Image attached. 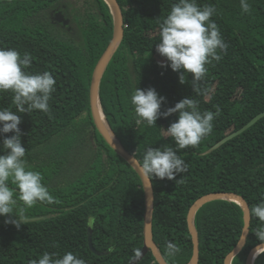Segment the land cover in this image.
<instances>
[{"label":"trees","instance_id":"obj_1","mask_svg":"<svg viewBox=\"0 0 264 264\" xmlns=\"http://www.w3.org/2000/svg\"><path fill=\"white\" fill-rule=\"evenodd\" d=\"M118 2L125 38L105 70L99 98L103 117L123 145L140 162L148 147H175L165 129L178 120V114L160 117L153 126L136 124L131 103L136 86L155 88L166 97L162 112L191 96L199 100L202 112H215L214 106L221 110L211 134L198 146L179 151L189 165L186 173L177 174L175 180L151 177L154 239L169 264H189L194 245L187 217L197 199L212 192H235L250 208L264 200V118L211 150L264 112V0H248L250 14L242 13L240 0H197L201 6L216 7L212 19L228 44L221 60L206 66L201 89L207 92L201 95L194 93L192 74L181 84L170 66H159L166 60L156 50L159 22L175 0ZM114 20L106 0H0V48L30 53L32 63L26 71H49L56 80L51 116L39 110L23 113L19 125L28 166L41 173L54 202L26 208V218L39 220L20 221L19 229L0 216V264H29L44 252L62 256L69 251L86 264H129L133 250L144 246L142 180L101 135L90 104L93 73L113 38ZM0 108L15 111L12 93H0ZM11 135H0V143ZM90 219L94 245L100 252L107 251L105 255L90 248ZM244 224V210L237 202L203 205L195 215L199 264H225ZM260 224L252 216L246 246L232 264H245L249 251L263 243L254 233ZM167 241L176 243L181 252L167 256ZM139 264L159 263L150 251ZM254 264H264V252Z\"/></svg>","mask_w":264,"mask_h":264},{"label":"clouds","instance_id":"obj_2","mask_svg":"<svg viewBox=\"0 0 264 264\" xmlns=\"http://www.w3.org/2000/svg\"><path fill=\"white\" fill-rule=\"evenodd\" d=\"M240 6L242 13L250 14L251 5L248 0H240ZM216 13V7L211 4L201 6L197 0H175L167 16L159 22V43L156 50L166 58L159 66H170L179 74L181 84L187 83L186 76L192 74L191 85L197 95L207 92V89H201V82L208 70L206 66L213 60H221V53H226L228 48L220 28L212 19ZM31 63L30 53L21 55L14 48H0V93H12V103L15 105V111L0 108V135L14 133L10 137L5 136L0 143L3 151L0 154V216L6 217L5 223L12 224L17 229L21 227L20 221L26 222V208H31L38 202H54L42 182L41 173L28 166L25 159L26 148L22 142L23 133L19 127L22 123L20 114L39 110L51 116L50 100L56 90V80L51 72L26 71ZM165 101L166 97L161 96L155 88L140 89L136 86L131 95L137 125L144 122L153 126L160 117L178 114V120L165 129L175 142V147H148L139 163L144 176L175 180L177 174L186 173L189 167L185 159L178 155L179 151L198 146L211 134L213 122L219 117L221 110L219 106H214L215 112H202L199 100L191 96L162 112L161 106ZM9 182L15 188L10 187ZM249 215L261 222L254 233L260 242H264V200L252 206ZM14 216L19 217L20 221L13 219ZM88 223L89 226L92 225L91 219ZM165 251L167 256L174 257L181 252V248L173 241H167ZM142 256V249L135 248L129 264H134ZM29 264H86V261L71 251L62 256L44 252L39 258L31 259Z\"/></svg>","mask_w":264,"mask_h":264},{"label":"water","instance_id":"obj_3","mask_svg":"<svg viewBox=\"0 0 264 264\" xmlns=\"http://www.w3.org/2000/svg\"><path fill=\"white\" fill-rule=\"evenodd\" d=\"M113 11L114 14V35L113 38L108 45L107 49L103 53L102 57L98 61L96 68L93 73L92 82H91V88H90V104H91V110L93 119L95 122V125L101 135L104 137V139L107 141V143L114 149V151L119 154L121 157H123L126 161H128L132 167L135 169V171L138 173L142 180V184L144 187V193H145V204H146V211H145V224H144V246L142 248L143 256L134 264H139L146 256L147 254L152 251L154 257L156 258L157 262L159 264H169L166 259L163 257L161 250L157 244V242L154 239V232H153V209H154V200H155V194H154V186L153 181L151 177L144 176L142 174V171L139 168L140 160L136 157L135 154L131 153L119 140V138L116 136V134L113 132L109 124L105 123V120L102 115L101 106H100V98H99V91L101 87V82L103 75L105 73V70L112 60L113 56L115 55L116 51L122 44L124 38H125V23H124V14L122 11V8L118 2V0H106ZM264 118V112H261L260 114L256 115L251 121H249L246 125H244L242 128L230 133L226 137H224L221 141H219L216 145L212 147L211 150H215L222 145L226 144L228 141L236 138L237 136L243 134L248 129H250L252 126H254L257 122H259L261 119ZM217 200H230L237 202L240 204L244 210V217H245V224L243 228L242 236L239 240V243L237 246L231 251L225 260V264H232V261L236 255H238L240 252L243 251L244 247L246 246L250 229H251V221H252V215H249L250 205L245 200V198L238 193L235 192H212L209 194H206L199 199H197L193 205L190 207L187 222L188 227L190 230V233L192 235L193 239V256L191 259V262L189 264H199L200 263V255H201V249H200V236L195 226V215L197 211L205 204L217 201ZM17 221H20V219H15ZM39 218H26V222L29 221H37ZM24 222V221H22ZM89 244L91 250L97 254V255H105L108 252L103 251L100 252L96 249L94 242H93V227L92 225L89 226ZM261 247V248H259ZM264 252V242L256 245L253 247L246 258L245 264H254L256 258Z\"/></svg>","mask_w":264,"mask_h":264},{"label":"bare ground","instance_id":"obj_4","mask_svg":"<svg viewBox=\"0 0 264 264\" xmlns=\"http://www.w3.org/2000/svg\"><path fill=\"white\" fill-rule=\"evenodd\" d=\"M104 118V117H103ZM104 120H105V118H104ZM105 123H106V120H105Z\"/></svg>","mask_w":264,"mask_h":264},{"label":"flooded vegetation","instance_id":"obj_5","mask_svg":"<svg viewBox=\"0 0 264 264\" xmlns=\"http://www.w3.org/2000/svg\"><path fill=\"white\" fill-rule=\"evenodd\" d=\"M59 16H60V14H59Z\"/></svg>","mask_w":264,"mask_h":264}]
</instances>
